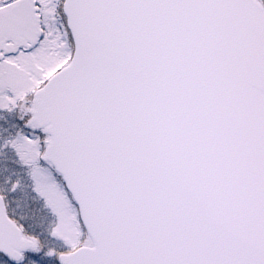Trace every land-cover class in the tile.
<instances>
[{
  "label": "snow or ice",
  "instance_id": "1",
  "mask_svg": "<svg viewBox=\"0 0 264 264\" xmlns=\"http://www.w3.org/2000/svg\"><path fill=\"white\" fill-rule=\"evenodd\" d=\"M0 264H264V0H0Z\"/></svg>",
  "mask_w": 264,
  "mask_h": 264
}]
</instances>
